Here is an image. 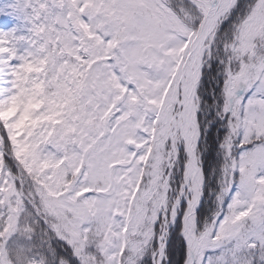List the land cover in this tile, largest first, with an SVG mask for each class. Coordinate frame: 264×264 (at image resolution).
<instances>
[{
  "label": "snow or ice",
  "instance_id": "1",
  "mask_svg": "<svg viewBox=\"0 0 264 264\" xmlns=\"http://www.w3.org/2000/svg\"><path fill=\"white\" fill-rule=\"evenodd\" d=\"M0 16V264H264V0Z\"/></svg>",
  "mask_w": 264,
  "mask_h": 264
},
{
  "label": "rangeland",
  "instance_id": "2",
  "mask_svg": "<svg viewBox=\"0 0 264 264\" xmlns=\"http://www.w3.org/2000/svg\"><path fill=\"white\" fill-rule=\"evenodd\" d=\"M12 26V21L10 18L6 16H0V28L4 27H11ZM215 134V130H213V136Z\"/></svg>",
  "mask_w": 264,
  "mask_h": 264
}]
</instances>
